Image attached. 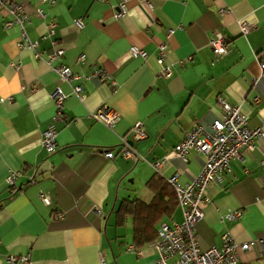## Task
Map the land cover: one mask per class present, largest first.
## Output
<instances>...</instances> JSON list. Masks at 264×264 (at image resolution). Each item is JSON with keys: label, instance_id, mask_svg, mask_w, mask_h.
Returning a JSON list of instances; mask_svg holds the SVG:
<instances>
[{"label": "crops", "instance_id": "obj_1", "mask_svg": "<svg viewBox=\"0 0 264 264\" xmlns=\"http://www.w3.org/2000/svg\"><path fill=\"white\" fill-rule=\"evenodd\" d=\"M13 1L23 5L24 29L36 44L19 47V27H5L10 15L0 11V264H17L8 257L25 254L28 264H159L151 242L136 246L139 254L126 249L134 244L132 219H119L118 207L123 199L150 200L146 181L155 172L176 175L181 184L198 174L204 155L190 149L183 159L173 147L195 123L208 126L220 115L219 98L264 130V0H127L121 15L120 0ZM240 20L250 24L245 34ZM215 32L228 41L223 55L208 45ZM159 41L165 43L162 63ZM53 42L63 54L49 60ZM130 45L147 56L130 55ZM166 64L170 76L159 73ZM57 65L76 77L61 81ZM56 87L65 93L64 117L54 120L56 147L48 153L40 140L53 121ZM100 109L118 114L113 127L95 118ZM136 121L145 136L132 139ZM121 138L130 140L133 158L121 156ZM262 183L264 139H256L206 188L203 217L195 223L200 248L221 247L225 233L237 243L264 237ZM234 210L240 216L228 219ZM181 220L175 205L160 222ZM258 248L256 242L237 248L239 262L264 264Z\"/></svg>", "mask_w": 264, "mask_h": 264}, {"label": "built area", "instance_id": "obj_2", "mask_svg": "<svg viewBox=\"0 0 264 264\" xmlns=\"http://www.w3.org/2000/svg\"><path fill=\"white\" fill-rule=\"evenodd\" d=\"M126 1H119L116 15H121L124 12ZM0 11H5L10 15V18L4 21L5 27L8 28L12 25L19 27L20 39L18 46L34 49L36 42L29 39L24 29V22L28 17L23 5L13 0H0ZM37 11L40 17H44V13L40 8ZM226 11V8L221 7L218 9V14L223 15ZM75 23L77 26H81L82 24L80 20H76ZM239 26L242 34L249 31L250 24L246 21L240 20ZM53 27L54 24L51 23L49 28L51 33L53 32ZM53 45L54 48L49 55V60L58 59L63 54V48L57 46L55 42H53ZM208 45L215 56L223 55L228 51V41L219 32H215L214 36L209 39ZM157 48L159 52L157 62L162 63L165 43L159 41ZM128 51L132 56H139L141 58L147 56L146 51L137 45H130ZM34 53L36 57L39 56L37 52ZM53 68L61 81L70 82L76 77L69 66L57 65ZM159 73L163 76H170L171 69L169 65H162ZM96 74L101 79H105L108 76L101 69L96 70ZM259 77H264V62L259 63ZM253 81H256V78ZM71 89L74 94L80 98L83 97L80 86L73 85ZM52 99L55 105L53 121L42 132L40 140L41 146L48 153L54 151L56 147L54 120L64 117L62 108L65 93L59 87H56L52 93ZM219 102L221 113L216 119H213L210 125L204 126L200 123H195L173 147V152L183 159H185V155L190 149L198 151L204 155V162L198 174L187 183H179L176 175L166 178L174 189L177 204L181 210L182 220L172 221L171 223L162 221L159 224L158 237L150 244L157 252V262L159 264H247L239 262L237 248L248 250L255 242L259 245V254L264 256V237L237 243L228 233H225L222 235L221 247L210 246L202 249L199 246L195 223L203 217L202 205L208 201L206 188L213 179L220 178L223 172L230 170V161L239 156L240 150L253 149L256 139H264V130L261 127H250L238 105L231 104L224 98H219ZM94 116L108 127H113L119 118L117 113L113 111L107 112L104 109L98 110ZM144 136L143 123L136 121L131 127L132 139H139ZM120 146L122 157L128 159L136 155L130 140L121 138ZM104 155L109 158L113 157L110 150H106ZM159 164L160 162L156 161L152 165L156 168ZM15 174L13 172L8 176L7 180L9 184H12ZM30 182H33V179H30ZM262 186H264V183H262ZM39 197L45 203L48 202L43 194L40 193ZM256 199L258 200V198ZM62 216V213L57 214V217ZM239 216V210L226 214V217L230 220H234ZM126 249L139 254V251L136 250V246L133 244L128 245ZM171 257H173V260L169 261ZM8 259L17 264L29 263L28 254L10 256ZM102 261L101 259V263Z\"/></svg>", "mask_w": 264, "mask_h": 264}, {"label": "trees", "instance_id": "obj_3", "mask_svg": "<svg viewBox=\"0 0 264 264\" xmlns=\"http://www.w3.org/2000/svg\"><path fill=\"white\" fill-rule=\"evenodd\" d=\"M146 186L152 193L150 200L144 201L137 197L123 199L117 211L119 219L125 214L131 216L134 246L154 241L158 237L160 219L169 215L175 205H178L174 189L158 172L147 179Z\"/></svg>", "mask_w": 264, "mask_h": 264}]
</instances>
